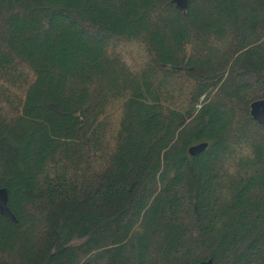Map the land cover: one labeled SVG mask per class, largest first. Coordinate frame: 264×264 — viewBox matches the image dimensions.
Here are the masks:
<instances>
[{"label": "trees", "instance_id": "1", "mask_svg": "<svg viewBox=\"0 0 264 264\" xmlns=\"http://www.w3.org/2000/svg\"><path fill=\"white\" fill-rule=\"evenodd\" d=\"M257 99L264 0H0V264H264Z\"/></svg>", "mask_w": 264, "mask_h": 264}, {"label": "water", "instance_id": "2", "mask_svg": "<svg viewBox=\"0 0 264 264\" xmlns=\"http://www.w3.org/2000/svg\"><path fill=\"white\" fill-rule=\"evenodd\" d=\"M191 0H175L177 6L181 9H187ZM251 115L261 125L264 126V99H257L251 104ZM208 146L207 142L194 144L189 147V153L192 156L198 155L203 152ZM9 193L7 188L0 187V212L1 214L11 218L17 222V219L13 212L10 210L9 205ZM200 264H214L213 259H209L201 262Z\"/></svg>", "mask_w": 264, "mask_h": 264}]
</instances>
